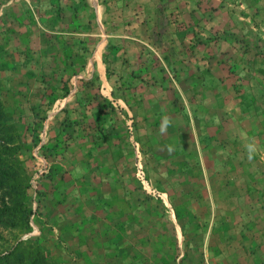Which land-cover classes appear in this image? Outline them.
I'll use <instances>...</instances> for the list:
<instances>
[{
  "label": "trees",
  "instance_id": "16d2710c",
  "mask_svg": "<svg viewBox=\"0 0 264 264\" xmlns=\"http://www.w3.org/2000/svg\"><path fill=\"white\" fill-rule=\"evenodd\" d=\"M100 2L112 97L88 0H0V264H264V0Z\"/></svg>",
  "mask_w": 264,
  "mask_h": 264
},
{
  "label": "crops",
  "instance_id": "0c3cea01",
  "mask_svg": "<svg viewBox=\"0 0 264 264\" xmlns=\"http://www.w3.org/2000/svg\"><path fill=\"white\" fill-rule=\"evenodd\" d=\"M100 50H101V47L98 50V52L95 54V56L98 59L101 58V51ZM102 78H103V87H104L105 81H104V77L103 76H102ZM106 79H107V77H106ZM111 94H112V91H111ZM106 95H108V94H106ZM108 96L109 97H112L111 95H108ZM73 97H74V95H73ZM73 100H75V97H74ZM63 104H62V106H63ZM147 182L150 185V187H152V189H155V190L158 191V189L152 183V181L147 180ZM143 183H144V181H143ZM158 192L160 193V195H157V194H155V195L162 197L163 200H164V202H165V204H166V206L171 207V203H170V200H169V194L167 192H160V191H158ZM150 193L154 194L153 192H150ZM92 208H93L92 206H90V205L87 204L86 205V208L84 210H81L80 211L78 209H75V211H73V213H72V214H74L76 212L75 215H73V217H72V214L64 213L66 217H71V219H72L71 220V225H73L74 227H76L78 231L81 230V232L85 236L89 237L88 238V242L82 244V241H79V237L76 236V234L74 236H72V239L70 238L71 240H70L69 243L74 244L73 245V248L76 247V248H78V250L79 249H82V250H92V251L95 250V251H98V247H96V240L95 239H101V237L97 238V236H99L101 234L102 226L100 227V225H98V222H97V224H95V223H92L91 224L88 219H89V217H92V216L95 217V218H97V219H99V220H105L106 221V219H105V213H104L103 210H101V211L92 210ZM94 208H95V206H94ZM172 216H173L174 220L176 221V216H175L174 211L172 212ZM67 219L68 218H65L64 221H67ZM56 223L57 222L55 221L52 224L54 225V228H55L56 232H58V229H57L58 225ZM39 226L36 227L37 228V233H40V229H39L40 227ZM178 233H179L180 240L182 242L184 236L182 234V229H181L180 226H178ZM207 248H208V244L205 245L204 249H205V251H207L206 256H209V253H208V249ZM134 249L136 251L139 250L138 247H134ZM231 252H232V249H231ZM217 260L218 261H217L216 264H250L251 263V262H248L244 257H241L240 260H237V261H234L233 260L234 262H232V263L230 262L231 261V258H230L229 262H228V259H227V261H225V260L223 261V256L220 257ZM238 261H240L241 263L238 262ZM212 264H215V263H212ZM251 264H255V262L254 263H251Z\"/></svg>",
  "mask_w": 264,
  "mask_h": 264
},
{
  "label": "rangeland",
  "instance_id": "374dc122",
  "mask_svg": "<svg viewBox=\"0 0 264 264\" xmlns=\"http://www.w3.org/2000/svg\"><path fill=\"white\" fill-rule=\"evenodd\" d=\"M88 1H89L90 5H92L96 8L97 13H98V17H99V21H100V25H101V22L103 20V16L105 13V9H106L105 6L100 2V0H88ZM238 3H240L242 8H244L246 6V5H244L245 3L243 4L240 1H238ZM106 6H107V4H106ZM97 35H100L101 39L97 45L95 54L98 52V50L101 47V50H100L101 51V58L98 59L94 54V56L91 58L89 64L87 65L86 70L81 74V76H90V75H92V73L95 69H98L100 71L101 75L104 77V81H105V84L103 87V92L112 96V94H111L112 86L109 83L108 79H106V65L104 64L103 57H102V53L105 50V48L107 47V45L109 43V39L111 36L106 33L105 28L102 25H101V33L97 34ZM95 64H97V66H95ZM73 99H74V97H73V95H71L70 97H68L66 99V101H73ZM64 102H65V100L64 101L63 100L58 101L56 108H55V111H58V109H60L62 107V104ZM117 103L125 107V103L123 101H118ZM261 154H262V158L264 159V152ZM36 156H38L36 159V162H35L36 169L37 170L42 169V168L44 169V165L41 161H42V159H46V158L43 156H40L39 154ZM48 165H49V163H48ZM41 224H43L42 219L38 225H41ZM248 258L250 261H252L253 259L254 260H258L259 258H260V260L262 259L261 257L256 256L254 253L252 255L248 254L245 259L247 260ZM258 264H259V262H258Z\"/></svg>",
  "mask_w": 264,
  "mask_h": 264
},
{
  "label": "built area",
  "instance_id": "2783aa9c",
  "mask_svg": "<svg viewBox=\"0 0 264 264\" xmlns=\"http://www.w3.org/2000/svg\"><path fill=\"white\" fill-rule=\"evenodd\" d=\"M57 105V104H56ZM46 135H44V137H45ZM138 158H139V167H140V170H139V175L142 177V179H143V181H144V185H145V187L150 191V192H153L154 194H157V195H160V193L157 191V190H155V189H152V187H150V185L148 184V182H147V179H145L144 178V174L142 173V162H141V155H140V153L138 152ZM42 163H43V165H44V169L42 168V169H39L38 170V173H41V172H43L45 169H47V167H49V165H50V163L47 161V159H42V161H41ZM49 163V165H48V163ZM36 234L37 233V228L35 229V231L33 232V234Z\"/></svg>",
  "mask_w": 264,
  "mask_h": 264
},
{
  "label": "water",
  "instance_id": "95a60500",
  "mask_svg": "<svg viewBox=\"0 0 264 264\" xmlns=\"http://www.w3.org/2000/svg\"><path fill=\"white\" fill-rule=\"evenodd\" d=\"M101 25L103 26V23L101 22ZM104 27V26H103Z\"/></svg>",
  "mask_w": 264,
  "mask_h": 264
}]
</instances>
